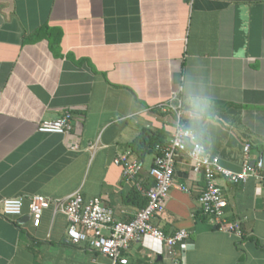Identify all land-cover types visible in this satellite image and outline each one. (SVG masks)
<instances>
[{"label": "crops", "instance_id": "1", "mask_svg": "<svg viewBox=\"0 0 264 264\" xmlns=\"http://www.w3.org/2000/svg\"><path fill=\"white\" fill-rule=\"evenodd\" d=\"M189 87L211 99L218 118L209 156L238 172L249 144V160L262 158L264 169V0H0V264H111L69 243L68 221L53 206L35 227L27 199L79 193L132 221L147 203L138 186L153 185L156 148L176 126L174 112L158 106ZM65 112L77 150L37 131ZM154 137L160 143L147 146ZM123 155L143 162L137 180L123 177ZM191 171L179 155L152 225L189 234L184 264H264V180H217L226 219L240 222L238 239L200 213L204 179ZM19 197L22 215L3 217L1 201ZM124 257L168 264L150 236Z\"/></svg>", "mask_w": 264, "mask_h": 264}, {"label": "built area", "instance_id": "2", "mask_svg": "<svg viewBox=\"0 0 264 264\" xmlns=\"http://www.w3.org/2000/svg\"><path fill=\"white\" fill-rule=\"evenodd\" d=\"M178 102V96L175 94L169 102L160 104L158 109L163 113L172 111L177 118ZM179 122L186 126L183 118H180ZM72 129L70 112H65L62 117L53 121H41L37 126L39 133L64 136L69 142L67 143L69 149L77 150L78 145L73 139ZM173 138L172 134L163 145L156 148L158 154L148 170L153 185L146 190L138 186L145 195L147 203L132 221H119L115 218L112 209L103 206L99 199L85 202L79 193H75L64 200H52L41 195L29 197L28 212L32 224L38 226L43 211L53 206L54 212H60L68 221L66 232L68 242L73 245L87 244L90 249L108 258L111 264H128L124 253L131 243L141 241L146 236L154 238L163 245L168 264H184L189 234L180 230L173 235H165L158 227L152 225V220L163 213L168 195L174 186L176 158L184 155L190 160L186 152L173 143ZM243 152L245 161L238 172L222 167L218 157L208 156L204 163H194L190 160L192 174L204 179V188L198 199L200 213L211 219L218 231L238 239L243 236L240 222L226 219L227 202L223 198L217 180L221 178L231 184H245L251 178L260 182L264 180L262 158L259 157L253 162L249 160V144L244 146ZM116 164L122 167L123 177L126 180H137L144 170L143 162L133 160L126 155L119 157ZM180 189L188 192L185 187ZM23 205L24 199L21 197L4 199L1 201V213L3 217H20ZM176 246L180 247L179 252Z\"/></svg>", "mask_w": 264, "mask_h": 264}, {"label": "clouds", "instance_id": "3", "mask_svg": "<svg viewBox=\"0 0 264 264\" xmlns=\"http://www.w3.org/2000/svg\"><path fill=\"white\" fill-rule=\"evenodd\" d=\"M179 112L173 133V143L186 152L194 163L206 162L212 148V129L217 116L211 99L192 88L183 90L178 102ZM180 118L187 122L180 124Z\"/></svg>", "mask_w": 264, "mask_h": 264}, {"label": "trees", "instance_id": "4", "mask_svg": "<svg viewBox=\"0 0 264 264\" xmlns=\"http://www.w3.org/2000/svg\"><path fill=\"white\" fill-rule=\"evenodd\" d=\"M187 124V123H186ZM144 141V140H143ZM158 143H160V142H156V138L154 137L153 138V140L152 141H150V142H148L147 143V146H152V147H154L155 145H157ZM139 144H140V142H139ZM134 145H136V144H133V145H131V146H133L134 148H136ZM141 145H143V143L141 142ZM140 145V146H141ZM139 146V147H140ZM138 147L135 149V151H138ZM146 206V202L144 203V205H143V207H145Z\"/></svg>", "mask_w": 264, "mask_h": 264}]
</instances>
